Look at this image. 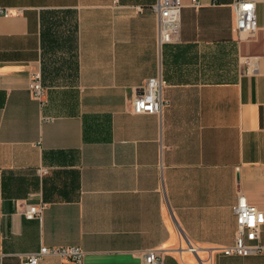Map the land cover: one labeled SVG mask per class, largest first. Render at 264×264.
Returning a JSON list of instances; mask_svg holds the SVG:
<instances>
[{
	"label": "crops",
	"instance_id": "obj_1",
	"mask_svg": "<svg viewBox=\"0 0 264 264\" xmlns=\"http://www.w3.org/2000/svg\"><path fill=\"white\" fill-rule=\"evenodd\" d=\"M156 1L0 0L2 264L42 246L80 247L86 264H143L149 249L163 264H264L222 253L240 194L264 212V0L245 41L236 0H181L179 42L163 45ZM156 76L161 113L135 114Z\"/></svg>",
	"mask_w": 264,
	"mask_h": 264
},
{
	"label": "built area",
	"instance_id": "obj_2",
	"mask_svg": "<svg viewBox=\"0 0 264 264\" xmlns=\"http://www.w3.org/2000/svg\"><path fill=\"white\" fill-rule=\"evenodd\" d=\"M194 6H199V0H192ZM235 12V27L239 41L252 39L258 30L257 9L255 0H236L233 3ZM157 15V28L159 44H172L180 39V17L181 0H157L152 6ZM0 13L9 15V11L0 8ZM246 71L254 72L256 65L247 61ZM162 76L149 78L140 88L138 94L132 101V108L135 114H160L165 101L162 98L164 87ZM28 90L31 96L39 101L43 100L45 88L42 84L40 71L31 73L28 83ZM42 174L47 170L42 169ZM45 208L44 203L38 205H27L23 215L27 219L40 218ZM236 217V235L232 246L222 249L226 256L246 257L258 255L264 252V245L260 243L262 227L264 225V212L257 206L251 204L247 198L240 194L233 206ZM192 251L196 248L191 247ZM46 256H57L73 264H86L84 251L77 246L72 247H46L42 246L39 251L19 256L17 264H38ZM5 255L0 254V264L5 260ZM164 255L160 250L149 249L143 254V264H163Z\"/></svg>",
	"mask_w": 264,
	"mask_h": 264
},
{
	"label": "trees",
	"instance_id": "obj_3",
	"mask_svg": "<svg viewBox=\"0 0 264 264\" xmlns=\"http://www.w3.org/2000/svg\"><path fill=\"white\" fill-rule=\"evenodd\" d=\"M0 98H1L0 104L3 106L5 103V93L4 92H1Z\"/></svg>",
	"mask_w": 264,
	"mask_h": 264
}]
</instances>
